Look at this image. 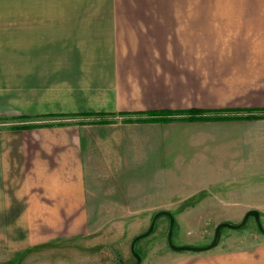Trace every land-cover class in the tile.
<instances>
[{"label":"crops","instance_id":"0c3cea01","mask_svg":"<svg viewBox=\"0 0 264 264\" xmlns=\"http://www.w3.org/2000/svg\"><path fill=\"white\" fill-rule=\"evenodd\" d=\"M15 6L19 73L0 76V117L26 121L0 123V262L185 203L264 211V0ZM254 184L260 201L242 202ZM201 254L179 264H264V244Z\"/></svg>","mask_w":264,"mask_h":264},{"label":"rangeland","instance_id":"374dc122","mask_svg":"<svg viewBox=\"0 0 264 264\" xmlns=\"http://www.w3.org/2000/svg\"><path fill=\"white\" fill-rule=\"evenodd\" d=\"M14 2L15 0H0V76L19 73L21 53L18 28L10 25V21L15 22L16 18L13 19V16L18 15ZM65 120L64 118L62 121ZM23 121L26 119L21 115L0 117V123L16 125ZM187 140L189 139L182 133H173V144H179L178 147H173V153L184 152L183 145H186L190 153ZM173 163L177 165L174 158ZM230 165L227 162H215V176L231 174L233 169ZM227 181L228 179L215 180V191L221 192V198L226 200L230 199V194L226 193ZM241 188L242 180L240 188L239 185L233 186V190H236L234 194H240L243 190ZM255 189L258 190L254 184L250 196L246 193L248 196L244 197L243 192L242 202L260 201L258 200L260 195L256 194ZM239 200L240 197H237L236 201ZM216 203L215 211L199 209L197 205L190 203L178 205V209L169 211L174 218L173 225L170 216L161 215L157 218L152 233L140 238L135 243L134 250L132 248L134 239L147 232L154 220L150 214L147 215L148 213L140 212L138 219L135 216L129 221L124 219V226L103 228L100 235L108 236L60 241L58 244L43 248V254L42 251H38V254L29 255V258H13L0 264H138L139 258H141L139 264H179L188 258L204 256L201 254L204 251L176 250L173 247H206L214 240L219 224L230 223L239 226L248 212L233 210V205L218 200ZM259 212V223L255 217L250 216L241 227H223L218 245L211 249L215 250V255L252 250L264 244V211ZM163 221L166 223L161 226Z\"/></svg>","mask_w":264,"mask_h":264},{"label":"water","instance_id":"95a60500","mask_svg":"<svg viewBox=\"0 0 264 264\" xmlns=\"http://www.w3.org/2000/svg\"><path fill=\"white\" fill-rule=\"evenodd\" d=\"M161 215H168L170 216L171 218V222H172V225L174 223V218L171 217V213L169 211H162V212H158L155 216H154V220L151 224V227L148 229L147 232H145L144 234H141L139 235L138 237H136L133 241V245H132V248L134 250V245L135 243L142 237L144 236H147L149 235L150 233H152L153 231V227L155 226V222L157 220L158 217H160ZM250 216H253L255 217L256 221L259 223L260 221V212L259 211H255V210H252V211H248L244 217V220L242 221V223L239 225V226H234V225H231L230 223H221L217 226L216 228V232H215V237H214V240L212 241L211 244H209L208 246L206 247H203V248H195V247H173L174 249L176 250H181V249H190V250H202V251H207V250H211L213 248H215L218 243H219V240H220V236H221V231L223 229V227H241L243 226L246 221L249 219ZM141 261V258L138 259V264L140 263Z\"/></svg>","mask_w":264,"mask_h":264},{"label":"trees","instance_id":"16d2710c","mask_svg":"<svg viewBox=\"0 0 264 264\" xmlns=\"http://www.w3.org/2000/svg\"><path fill=\"white\" fill-rule=\"evenodd\" d=\"M191 118H197V117H191ZM204 118H206V117H204ZM105 121H106V120H103L102 117H101L100 120H98V122H105ZM28 127H30V126H28Z\"/></svg>","mask_w":264,"mask_h":264}]
</instances>
